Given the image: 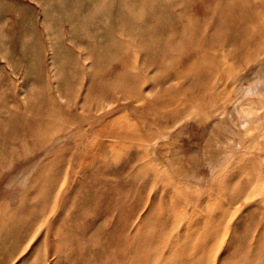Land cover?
I'll use <instances>...</instances> for the list:
<instances>
[{
    "label": "rangeland",
    "instance_id": "rangeland-1",
    "mask_svg": "<svg viewBox=\"0 0 264 264\" xmlns=\"http://www.w3.org/2000/svg\"><path fill=\"white\" fill-rule=\"evenodd\" d=\"M261 70L264 0H0V264H264V158L205 156Z\"/></svg>",
    "mask_w": 264,
    "mask_h": 264
},
{
    "label": "bare ground",
    "instance_id": "bare-ground-1",
    "mask_svg": "<svg viewBox=\"0 0 264 264\" xmlns=\"http://www.w3.org/2000/svg\"><path fill=\"white\" fill-rule=\"evenodd\" d=\"M186 58H187V56H185L184 60L181 59L180 62L185 63ZM119 63L124 65L125 62L120 61ZM261 73H262V76L264 77V72L262 70H261ZM245 92H246V94H245L246 96L244 95L245 97L241 98L235 104L234 115L232 116V119L230 121L228 119H225V117H222L223 115L226 114V109H227V108H224L223 105L221 108H219L215 111L216 113L214 112L216 117L219 119V121L216 120V121H218V123L214 122L216 124V126H214L215 128H214L213 133H215L216 139H220V137L222 138V136L220 135V132L221 131L226 132V130H227L226 128L229 126L230 127L228 129V132H230L231 136L229 137V135H228L229 138L225 137L226 140L224 142H221V141L218 142V140H217L218 144H217V142L212 141V142H214L213 147L208 146V144L206 145L207 149H206L205 156L207 157L206 161H208V163L206 161L205 162L207 164H210V167L207 166V170L209 169L208 170L209 176L206 177V179L208 178L209 180H213L214 177L216 178V176H215L216 173H221V174L224 173V174L229 176L228 178H230L234 174L236 175L238 172H240L239 169H241L242 166L246 165L249 168V165L252 163L251 159L255 155L260 154V156L264 158V145H263V142H264V94H262V92L258 93V92L252 91V89H249V88H248V90H245ZM154 110L155 109H152V111H154ZM194 111L195 110L192 109L190 112L189 111L188 112L189 113L192 112L194 114L195 113ZM229 122L231 125L229 124ZM26 128H28V127H26ZM25 132H26V130H25ZM143 132H146V131L143 130ZM221 134H222V132H221ZM227 134L228 133H226V135ZM222 135H224V134H222ZM212 139H214V138L212 137ZM212 139L210 138V141ZM216 139H214V140H216ZM222 140H224V139H222ZM203 146H205V145H203ZM150 153H152V154L154 153V148L151 149ZM212 155L214 157L216 156V158H214V160H213V157H212L211 158L212 160H208V158L211 157ZM173 157H170V158L173 159ZM176 157H177V155H176ZM204 157H203V160H204ZM172 159H170V160L172 161ZM192 159H193V157H192ZM162 160H164V159H162ZM196 160H198V158ZM164 162L155 163V164L156 165L157 164L162 165V163L164 164ZM166 162H167V160H166ZM168 163L170 164V162H168ZM206 163H205V165H206ZM193 166L194 165H192L191 168ZM263 166H264V160H261L259 168H258L259 171L262 172V170L264 168ZM194 168H196V166H194L193 169ZM202 169H204V168H202ZM183 172H184V170H183ZM191 172L192 173H190V174H186V175L184 174L183 175L184 177L182 176L181 182L183 184L189 185L190 183H193V182L198 183L204 179V177L202 175L198 174L195 171V169H194V171H191ZM181 174H183V173L181 172ZM221 178H222V176H221ZM253 178H254L253 182H255V177H253ZM219 180H220V178H219ZM227 181H228V179L226 178V181H224V182L228 183ZM257 182H258V180H256V184H257ZM253 185H252V187H253ZM201 190H202V188H201ZM250 190H252V188H250Z\"/></svg>",
    "mask_w": 264,
    "mask_h": 264
}]
</instances>
